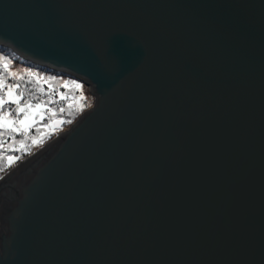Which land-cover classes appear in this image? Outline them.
Segmentation results:
<instances>
[{"label":"water","instance_id":"1","mask_svg":"<svg viewBox=\"0 0 264 264\" xmlns=\"http://www.w3.org/2000/svg\"><path fill=\"white\" fill-rule=\"evenodd\" d=\"M0 47L93 95L0 176V264H264V0H0Z\"/></svg>","mask_w":264,"mask_h":264},{"label":"trees","instance_id":"2","mask_svg":"<svg viewBox=\"0 0 264 264\" xmlns=\"http://www.w3.org/2000/svg\"><path fill=\"white\" fill-rule=\"evenodd\" d=\"M12 85L19 87L12 88ZM79 88L84 90L85 96L80 95ZM85 88L82 82L74 78L36 67L19 59L8 48L0 47V98L19 100L18 104L9 102L0 107V114L5 116V112L9 113L5 118L11 125L5 128L0 124V174L70 124L82 109L91 104L92 95ZM26 102L35 107L32 108L35 110L33 118L39 117L33 120L34 123L32 121L24 126L19 121L31 108L25 107ZM37 104L41 105L38 110ZM21 107L24 111L18 113ZM52 117L59 118V127L50 125Z\"/></svg>","mask_w":264,"mask_h":264},{"label":"rangeland","instance_id":"3","mask_svg":"<svg viewBox=\"0 0 264 264\" xmlns=\"http://www.w3.org/2000/svg\"><path fill=\"white\" fill-rule=\"evenodd\" d=\"M9 71V73H10V70H8ZM86 86V85H85ZM86 90H87V86H86V88H85ZM88 91V90H87ZM79 92H80V95H82V96H85V92H84V90L82 89V88H79ZM92 98H93V95H92ZM93 100V99H92ZM92 103V102H91ZM91 105V104H90ZM89 105V106H90ZM89 106H87V107H89ZM32 108H35V107H31L29 110H27V112H26V114L23 116V118H21V120L19 121V123H20V125H24V126H27L28 124H30L33 120H37V118L39 117V115H37V118H33V113H35V110H33ZM86 108V107H85ZM84 108V109H85ZM84 109H82V110H84ZM81 110V111H82ZM83 112V111H82ZM80 113V112H79ZM78 113V114H79ZM77 114V115H78ZM25 116H27L28 117V120L27 121H25L24 123H21V121H24V119H25ZM55 119H59V118H57V117H52L51 118V120H50V125H51V122L53 121V120H55ZM5 121H7V123H5ZM0 124H3V126L5 127V128H10V123H9V121L5 118V116H4V114H0ZM69 125V124H68ZM68 125H66V126H64L63 128H61L60 130H58V131H62V130H64V129H66L67 127H68ZM57 131V132H58ZM57 132H55L51 137H53ZM50 137V138H51ZM49 138V139H50ZM49 139L47 140V141H45L43 144H41V145H44L46 142H48L49 141ZM17 142V141H16ZM17 145H19V143L17 142L16 143ZM41 145H39V146H41ZM38 146V147H39ZM38 147H36V148H33L26 156H24V157H22L19 161H17L16 163H14L12 166H10L7 170H5L3 173H1L0 174V176H2L3 174H5L6 172H8L10 169H12L13 167H15L16 165H18L23 159H25L28 155H30L32 152H34L36 149H38Z\"/></svg>","mask_w":264,"mask_h":264},{"label":"snow or ice","instance_id":"4","mask_svg":"<svg viewBox=\"0 0 264 264\" xmlns=\"http://www.w3.org/2000/svg\"><path fill=\"white\" fill-rule=\"evenodd\" d=\"M5 68H7V65L5 64ZM12 88H17V87H19L18 85H12L11 86ZM77 87H79V85H77ZM9 96H11V93H9ZM9 102H11V103H19V100H18V98L17 99H12L11 101H7V100H4V99H2V98H0V107H3L6 103H9ZM25 107H31V105H30V103H27L26 102V104H25ZM36 108H37V110L38 109H40L41 108V105L40 104H37L36 105ZM24 111V108L23 107H21V108H19L18 109V113L19 112H23ZM9 113L8 112H5V116H7ZM41 119H43V117L41 116ZM28 120V117L27 116H25V119H24V121H21V123H24L25 121H27ZM35 121H33V123H34ZM5 123H7V121H5ZM25 131H27V127L25 128ZM9 159L11 160L12 158L11 157H9Z\"/></svg>","mask_w":264,"mask_h":264},{"label":"bare ground","instance_id":"5","mask_svg":"<svg viewBox=\"0 0 264 264\" xmlns=\"http://www.w3.org/2000/svg\"><path fill=\"white\" fill-rule=\"evenodd\" d=\"M82 114H83V113H82ZM82 114H81V115H82ZM81 115H80V116H81ZM80 116H79V117H80ZM64 130H65V129H64ZM64 130H62V131H64ZM62 131H61V132H62ZM50 140H51V139H50ZM50 140H49V141H50ZM49 141H48V142H49ZM48 142H46V143H48ZM44 145H45V144H44ZM44 145H43V146H44ZM35 152H36V151H35ZM35 152H34V153H35ZM32 153H33V152H32ZM30 156H31V155H30ZM30 156H28V157H30ZM28 157H26L23 161H25ZM23 161H21L18 165H20ZM18 165H16V166L13 167L12 169H10L7 173H9V172L12 171L13 169H15ZM7 173H6V174H7ZM6 174H5V175H6ZM5 175H4V176H5Z\"/></svg>","mask_w":264,"mask_h":264}]
</instances>
